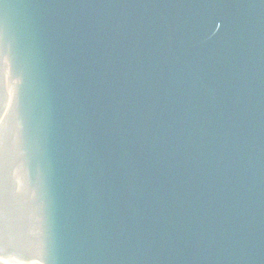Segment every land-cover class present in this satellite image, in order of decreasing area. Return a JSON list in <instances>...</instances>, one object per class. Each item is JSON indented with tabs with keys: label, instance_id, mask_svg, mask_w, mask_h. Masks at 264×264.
I'll return each mask as SVG.
<instances>
[{
	"label": "water",
	"instance_id": "1",
	"mask_svg": "<svg viewBox=\"0 0 264 264\" xmlns=\"http://www.w3.org/2000/svg\"><path fill=\"white\" fill-rule=\"evenodd\" d=\"M0 264H264V0H0Z\"/></svg>",
	"mask_w": 264,
	"mask_h": 264
}]
</instances>
